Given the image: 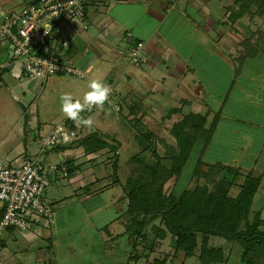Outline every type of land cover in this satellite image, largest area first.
Returning <instances> with one entry per match:
<instances>
[{"label":"rangeland","instance_id":"rangeland-1","mask_svg":"<svg viewBox=\"0 0 264 264\" xmlns=\"http://www.w3.org/2000/svg\"><path fill=\"white\" fill-rule=\"evenodd\" d=\"M227 1L232 0H211L206 4L197 3L195 5L199 17L204 18L206 14L214 17L217 21V32L215 30L212 32L207 31L208 27H205L203 23H198L199 20L196 19L191 10V16L195 19L193 22L190 21L193 24V32L191 33L183 27L185 29L183 33L186 47L187 45L193 46V48L196 47L197 37L194 28H197L200 32L198 35L200 50L204 48L213 52V54L208 53L206 55L211 56L203 70L207 76L205 75L203 82H200L201 85L191 86L197 96L200 95L199 100H202V102H198L193 97L192 101L183 98L182 105L178 102L175 104V102L168 103L166 101L161 103L151 102L149 107H143L138 100L139 98L131 94L136 99L133 100L131 108L127 101L122 100V112H117L108 106H104L100 111L94 109L88 116L94 121L92 128H95V132L98 134L100 132L99 135L107 140L111 146L114 145L118 149V176L121 184H112L115 177L110 162H113L111 156L115 155L114 151L105 148L101 153L98 152L99 156L97 158L92 157V159L84 157L83 152L76 154L77 157H74L72 161L78 163L76 169H83V174H76V177L78 180L85 175L88 178L83 182L78 181L76 184H74L75 182L69 184H64V182L55 184L54 182L55 185L51 186L47 192L48 198L55 203L54 222L51 224L44 222L42 230L37 234L39 237L45 236V239L40 238L31 245L29 234L17 229V241L8 237L11 244L4 251L7 258L15 254L16 258L22 261L23 264H39L40 254H43V252H40L39 247H43L42 245L45 244L48 247L52 241L57 264H202L198 258L201 252L200 248L197 249L195 256L186 259L182 252L175 251L176 240L171 234H168L165 240H156L154 252L147 250L144 247L145 241L142 242L141 239H138L137 252L140 257L138 261H130V256L133 253V243L137 238H131L130 235V225H134L130 222L133 216L130 213V217L128 199L122 185L126 186L133 179L131 174L132 157L143 151V143L134 136L136 125L141 128L144 121V133L146 131L156 132L175 144L176 141L169 131L172 124L181 120V116L176 115L168 120L166 119V110L180 108L181 115H186L191 111L206 113L205 101L202 99V92L204 91L209 104L206 106H209L212 110L209 111L212 112L209 116V121H211L215 113L223 107V101L226 99L232 84L237 80L235 76L239 68H241L242 76L236 81L237 85L232 95L229 94L228 96L223 115L221 114V121L204 160L209 163L222 161L226 166L233 168L232 174L228 177V181L233 179V187L230 192L233 197H237L240 193L247 177L259 180L260 185L252 205L249 223L243 222L240 231L245 235L255 233L258 230L264 232V225L262 224L264 222V51L259 50L257 47L254 49V41L251 38L247 39L249 30H256L264 26V22L251 24L248 21L241 20L237 23V28L241 31V34L226 37L229 32L235 33L234 29L236 28L235 25L233 26V21H235L234 10L227 13V7H224L228 3H232ZM186 2V0H182L179 8H186ZM210 8L211 14L208 13ZM260 20L264 21V18ZM185 21L188 24V21ZM181 31L182 29H179L175 32L180 33ZM220 39L224 41L223 47L220 45ZM216 47L217 49L214 50ZM221 50L224 53L222 58L220 57ZM256 51L258 55L252 56ZM192 52V58L189 62L191 65L193 63L200 64V59L206 57L204 50H202V53L196 52V50H192ZM185 56L188 57V54H185ZM5 57L4 45L0 42V67L4 64ZM216 62L218 63V69L214 70ZM221 63L223 64L220 65ZM160 67L162 68L160 76L168 75L165 68L162 65ZM1 73L3 74L2 79L5 77V80H0V88H3L1 96L9 98V102L4 106L6 108L5 112L10 114L11 118L8 121L9 128L13 127L15 121L19 120L23 122L22 127L27 123L31 127V120L35 118L37 122L40 121L38 129L35 131V138H31V142L34 144L33 150H31L30 145H27V147L23 145V149L19 148L22 150V154L13 151L10 157L14 160L16 155H21L20 158L23 160L36 161L38 157L36 154L33 155L32 152L45 151L40 148L36 135H38L39 130L43 129L42 137H46L57 125L56 123L62 122L64 116L60 111V96L66 93L65 90L68 89L61 88V85L50 89L45 83L41 85L38 81H32L31 83L30 81L19 82L13 77L12 73L3 68H0ZM87 79L89 80L88 76ZM69 81L72 86L84 82L74 78V76ZM211 86L214 87V90ZM53 89H56V92L52 91ZM116 100L114 99V101ZM137 100L138 102H136ZM22 105L27 108L26 119ZM135 107L138 113H136ZM142 113L144 115L143 120L138 119L137 123H134L132 120L137 117L136 115L141 117ZM87 131L90 130L87 129ZM3 142L4 140L0 141V144L2 145ZM67 147L69 145L66 144L65 140L60 141L55 149L47 148L46 150L49 151V154H63V157H67ZM52 149L55 151H51ZM7 152H4V155ZM200 154L201 146L197 144L174 188L175 195H180L195 186L193 173ZM39 160L44 162L43 159ZM86 160L89 162L93 160L94 163L92 162V164L97 163V165L90 169V163ZM83 161L87 163L82 164ZM10 162V159L5 160L6 164H11ZM98 165L100 166L98 167ZM204 170L211 172L209 167H205ZM57 173L59 172L54 174V181L58 176ZM98 179L101 180L97 182ZM86 185L90 188L93 187L94 192L105 186L107 188L101 192V195L91 194V192H84ZM80 186L85 187L77 190ZM65 198H68L67 201L71 204H65L63 202ZM160 220L159 217L156 222L160 224ZM152 226L153 224L149 225L145 233L153 239ZM33 232V230L30 231L32 235ZM209 240V247L222 249L225 252V260L219 264H264V258L262 259L260 256L255 261H251L253 253L258 254V249L261 248L257 245H252L249 250L250 255L244 257L245 247L241 240H233L230 236H211ZM16 243L17 245H15ZM198 243L202 247V239ZM262 251L264 253V250Z\"/></svg>","mask_w":264,"mask_h":264},{"label":"crops","instance_id":"crops-1","mask_svg":"<svg viewBox=\"0 0 264 264\" xmlns=\"http://www.w3.org/2000/svg\"><path fill=\"white\" fill-rule=\"evenodd\" d=\"M33 1L34 0H0V15H3L6 11H20ZM181 1L182 0H91L86 8L84 18H75L74 20L65 18L60 22L55 34V43L51 51V56L53 58L71 62L76 68L81 70L85 76L81 78L72 74H56L59 76L53 75L47 78V81L45 80L41 82V85L45 83L50 89L61 85V88L68 89L65 90V92L72 93L75 98L82 100L83 94L89 91L87 87L88 83L92 79H97L101 82L110 81L115 83L117 91L115 99H117L116 102L121 105L122 100L127 101L128 104H132L133 100L136 99L135 96L139 98L138 100L143 107H149L151 102L161 103L167 101L168 103L175 102L176 104L178 102L179 104L182 102L183 98L192 101L193 97H195L198 102H202V100H199V98H201L200 95H198V97L192 90L191 86L201 85L200 82H203V79L207 76L203 70L211 56L206 55L208 53L213 54V52L212 50L203 48L202 50L205 51L206 57L200 59L201 63L189 64L193 54L192 50L202 53L198 44V35L200 32L197 28H194L197 43L196 47L193 48V46H185L186 42L183 31L188 29L191 33L193 32V24L191 22L195 19L191 16L190 10L195 14L196 19L199 20L198 23H203L205 24V27H208L206 29L207 31L212 32L215 30L217 32V21L212 15L208 14H206L204 18L199 17L198 9L195 8L197 3L206 4L211 0H186V8L184 9L179 8ZM234 1L235 0L227 1L232 3H228L224 7H233ZM250 1L253 2L254 0ZM226 12L229 13L228 11ZM208 13L211 14V8ZM262 18H264V13L261 15H255V9L252 11L250 9L244 17L233 21V26L235 25L234 27H236L234 29L235 33L229 32L226 34V37H230L229 35L241 34V31L237 28V23L239 21L245 20L251 24H256L257 22H264L263 20H260ZM185 20L188 21V24ZM219 24L221 23L219 22ZM183 27H185V29H183ZM263 28L264 26L256 30H249L251 29L249 28L248 30L250 32L247 39L249 40V38H252V32H257ZM179 29H182L180 33L175 32ZM128 33L131 34V38L135 41L139 40L145 42L146 47L144 54L146 56V61L140 67H134L129 63L128 54L121 47L122 42L124 41L131 43V41L126 38ZM65 41H68L69 43L63 45V42ZM220 45L221 47L224 46L223 39H220ZM216 49L217 47L214 48V50ZM221 53L220 57L222 58L224 53L223 51ZM185 54H188V57H186ZM217 64L218 63L216 62L213 68L214 70L218 69ZM222 64L223 63L220 65ZM160 65L165 68L168 75L160 76L162 72ZM7 72L10 73L11 71L7 70ZM2 76L3 74L1 75L0 80H5V77L2 79ZM73 76L84 82L81 84H73L72 86L69 79H72ZM87 76L89 77V80L87 79ZM236 81L232 84L226 99L223 101V107L220 108L222 115L225 103L229 98L228 96L229 94L232 95L237 85ZM37 86L39 85L37 84ZM212 86L211 88L214 90V87ZM52 91L56 92V89H53ZM1 93H3V88H0V141L4 140V142L2 145L0 144V157L4 158V160L10 159L11 164L9 165H21L29 160H23L20 158L21 155H16V158L14 157L15 159L13 158L14 160H12L10 157L11 152L17 151V154H22L21 149H23V145L25 147L30 145L31 150H33L34 144L31 142V138H35V131L38 129L40 121L37 122L35 118L34 120H31V127L28 126V123L22 127L23 122L22 120H19L17 122L15 121V125L9 128L8 121L11 118L10 114L5 112L6 108H4L5 104L9 102V98L1 96ZM202 93L204 97H202V99L205 101V111H212L209 106H206L209 104L204 91ZM131 94H134L135 96H132ZM138 100L136 102H138ZM136 110L135 107V111ZM136 113L138 112L136 111ZM88 116H90V114H88L86 118H88ZM136 116L137 117L135 118H143L144 115L142 113L141 117L138 115ZM63 118L62 122L67 120V118ZM182 118L183 116H181V119ZM177 119L180 120L179 118ZM144 125L145 123L143 121L142 127L140 128L143 133L145 129L143 128ZM94 130L96 129L94 128ZM42 132L43 129L39 130L38 135H36L37 139L39 135H42ZM81 142L79 144L80 146L66 142V144L69 145V147H67V157H63V154H49L48 150L38 153L32 152V154H36L38 160L43 159L44 162L42 163L46 166L58 164L61 168L62 165H64V167L68 166L65 165L68 161L71 163L70 168L76 169L78 163L72 161L74 157H77L76 154L83 152L84 157H90L91 159L92 157L97 158L99 156L97 152L89 155L86 154L85 147L81 145ZM53 149L51 151H55ZM106 149L111 151L109 147ZM104 150L105 149L101 150L100 153ZM4 152L7 153L4 155ZM111 157L113 158V156ZM86 161H83L82 164L87 163ZM92 162L88 161V163H90V169H93L92 167L97 165V163L92 164ZM99 162L101 161L99 160ZM99 166L100 165H98V167ZM82 171V168H77L74 170L73 174L64 177L61 169H59V173H57L58 176L54 182L55 184L61 182H64V184H69L71 182H75L74 184H76L78 181L83 182L88 176L85 175L79 180L76 177V174L82 175ZM100 180L101 179H98L97 182ZM55 184L53 183V185ZM83 187L85 186H80L77 190L82 189ZM106 188L107 186L97 189L95 193L92 190V187L89 192H91V194L94 193L101 195V192L105 191ZM84 192H86V190ZM67 199L68 198H65L63 200L65 204H71L66 201ZM54 204L55 203H53V206ZM4 209L5 204L0 202V217L4 212ZM42 224L43 222L40 224L29 222L26 229L18 230L29 234V240L32 245L40 238L45 239V236L39 237L37 235L38 232L42 230ZM16 230L17 229H10L4 233L3 242L1 241L0 245V264H14L15 262V264H23L22 261L16 258L15 254L8 258L4 255V251L7 250L11 244L8 237L14 239V241L18 240V236L16 237V232L18 230ZM31 230L34 231L33 235L30 233ZM15 245H17V243ZM42 246L45 248L39 247L40 252H43V254H40L39 264H48L49 252L47 248L49 246L47 247L46 244Z\"/></svg>","mask_w":264,"mask_h":264},{"label":"trees","instance_id":"trees-1","mask_svg":"<svg viewBox=\"0 0 264 264\" xmlns=\"http://www.w3.org/2000/svg\"><path fill=\"white\" fill-rule=\"evenodd\" d=\"M250 9L251 11L255 9V15L263 14L264 0L253 2L235 0L233 8L228 7L227 11L234 10V20H236L244 17ZM251 37L254 40V49L257 47L264 51V28L252 32ZM256 55H258L257 51L252 56ZM240 69L237 71L236 79L242 74ZM1 75L2 73L0 77ZM180 113V108L168 109L166 112L168 120L176 115L183 116L169 131L176 141L175 144L156 132L143 133L137 125L135 127L134 136L143 143V151L132 157L133 179L126 186L122 185L128 199L129 214L133 216L131 217L130 214V222L134 224L130 225V235L131 238H137L133 243L130 261H138L140 257L137 252L138 239L145 241L144 247L154 252L156 240H165L168 234L176 240L175 251L182 252L186 259L195 256L197 249L200 248L198 258L202 264H219L225 260L224 250L209 247L211 236H230L233 240L243 241L244 257L250 255L249 250L252 245H257L261 247L258 249L259 255L254 252L251 261H255L258 256L263 259L264 232L258 230L245 235L240 231L243 222L249 223L252 205L260 185L259 180L247 177L240 193L237 197H233L230 194L233 179L228 181L233 168L221 161L209 163L204 160L221 121V111L215 113L211 121L209 116L212 112L209 111L208 113L191 111L186 115ZM138 119L143 120L134 118L132 121L137 123ZM80 142L88 155L108 147L114 151L113 162H110L115 177L113 183L121 184L118 176V149L104 140L94 128L82 140L72 141L77 145ZM197 144L201 146V154L193 173L195 186L180 195H175L174 188ZM66 165L69 166V174H73L75 168H70L71 163L68 161ZM205 167H209L211 172L205 171ZM86 191H90V186L86 187ZM159 217L160 224L156 222ZM151 224H153V239L145 233ZM262 224L264 225V222ZM200 239H202V247L198 245ZM47 249L48 264H56L52 241Z\"/></svg>","mask_w":264,"mask_h":264},{"label":"built area","instance_id":"built-area-1","mask_svg":"<svg viewBox=\"0 0 264 264\" xmlns=\"http://www.w3.org/2000/svg\"><path fill=\"white\" fill-rule=\"evenodd\" d=\"M91 0H34L20 11H6L0 15V42L4 45L6 57L0 67L11 71L14 78L21 81H45L56 74H72L83 78L84 73L71 62L58 60L51 56L55 43V34L60 22L69 18H84ZM131 43L122 42V49L128 54L129 63L140 67L145 61V42L135 41L128 33ZM69 42H63L67 45ZM111 89L108 106L121 112L122 106L114 101L117 95L115 83L104 81ZM94 109L91 111L93 112ZM84 111L83 118L91 113ZM88 133L86 127H77L67 119L51 130L46 137L39 135L38 142L42 150L55 148L60 141L82 139ZM61 169L64 177L69 175L68 166H45L41 161H26L13 166L0 157V202L5 209L0 217V243L4 233L10 229H26L29 222L36 224L54 222L53 202L48 198V189L53 185L54 174Z\"/></svg>","mask_w":264,"mask_h":264},{"label":"clouds","instance_id":"clouds-1","mask_svg":"<svg viewBox=\"0 0 264 264\" xmlns=\"http://www.w3.org/2000/svg\"><path fill=\"white\" fill-rule=\"evenodd\" d=\"M87 87L89 91L83 94L82 100L75 98L72 93H63L60 96V111L65 118L75 122L77 127L84 126L91 130L94 124L93 119L83 118L80 114L84 111L91 112L93 109L102 110L105 103L109 101L111 89L97 79H92ZM64 139H68L67 134Z\"/></svg>","mask_w":264,"mask_h":264},{"label":"water","instance_id":"water-1","mask_svg":"<svg viewBox=\"0 0 264 264\" xmlns=\"http://www.w3.org/2000/svg\"><path fill=\"white\" fill-rule=\"evenodd\" d=\"M22 106H23V111L25 113V119H26V111H27V108L24 105H22Z\"/></svg>","mask_w":264,"mask_h":264}]
</instances>
